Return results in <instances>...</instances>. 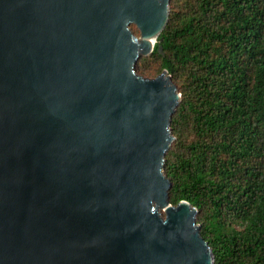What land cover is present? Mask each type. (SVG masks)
<instances>
[{
    "label": "water",
    "instance_id": "water-1",
    "mask_svg": "<svg viewBox=\"0 0 264 264\" xmlns=\"http://www.w3.org/2000/svg\"><path fill=\"white\" fill-rule=\"evenodd\" d=\"M169 5L0 0V264L214 263L168 198L177 87L136 71Z\"/></svg>",
    "mask_w": 264,
    "mask_h": 264
},
{
    "label": "trees",
    "instance_id": "trees-1",
    "mask_svg": "<svg viewBox=\"0 0 264 264\" xmlns=\"http://www.w3.org/2000/svg\"><path fill=\"white\" fill-rule=\"evenodd\" d=\"M163 70L181 95L170 127L192 133L165 155L170 204L196 209L213 264H264V0H170L136 65Z\"/></svg>",
    "mask_w": 264,
    "mask_h": 264
},
{
    "label": "rangeland",
    "instance_id": "rangeland-1",
    "mask_svg": "<svg viewBox=\"0 0 264 264\" xmlns=\"http://www.w3.org/2000/svg\"><path fill=\"white\" fill-rule=\"evenodd\" d=\"M131 29H132L134 35L137 38H139L140 34H139V31L137 30V28L134 25H131ZM144 57H148V56L140 57L139 61L141 59H143ZM139 75H141L142 77H145V78H151L152 77L150 75L148 76V74H145V75L144 74H139ZM178 94L180 95L179 92H178ZM180 99H181V97L179 98V102H180ZM178 105H179V103H178ZM170 130H171L170 131V135H171L170 137H171L172 140L170 142L169 149H168L167 152L172 151L174 153H177L182 147L181 143L187 144L189 142V139L191 138V134L192 133H191V130H189L188 127L186 126L185 121H184V123H182L178 127V131L177 132H174V129H171V127H170ZM178 132L181 133V136H178ZM159 212L161 213L162 216H164L163 210H159Z\"/></svg>",
    "mask_w": 264,
    "mask_h": 264
},
{
    "label": "bare ground",
    "instance_id": "bare-ground-1",
    "mask_svg": "<svg viewBox=\"0 0 264 264\" xmlns=\"http://www.w3.org/2000/svg\"><path fill=\"white\" fill-rule=\"evenodd\" d=\"M152 42L154 43V38H153Z\"/></svg>",
    "mask_w": 264,
    "mask_h": 264
}]
</instances>
